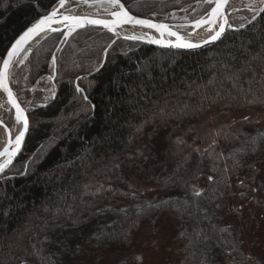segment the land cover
<instances>
[{"label":"trees","instance_id":"1","mask_svg":"<svg viewBox=\"0 0 264 264\" xmlns=\"http://www.w3.org/2000/svg\"><path fill=\"white\" fill-rule=\"evenodd\" d=\"M58 1L0 0V64ZM121 1L134 16L169 13V21L198 19L212 6ZM252 17L230 15L236 30L191 51L124 39L108 46L113 35L95 27L61 49L62 33L42 40L13 75L18 101H30L29 129L0 176V264H97L161 217L179 256L173 264H221L225 255L243 264L232 209L244 201L234 199L264 169V10ZM12 120L9 110L4 122ZM131 179L148 189L138 192ZM256 193L246 206L264 204Z\"/></svg>","mask_w":264,"mask_h":264},{"label":"water","instance_id":"2","mask_svg":"<svg viewBox=\"0 0 264 264\" xmlns=\"http://www.w3.org/2000/svg\"><path fill=\"white\" fill-rule=\"evenodd\" d=\"M69 1H76L77 5L73 6V8L77 7L78 5H84V6H94V5H98L101 3H111V0H63V6H61V0H59L54 6L53 8L45 15L40 16L38 19H36L32 24H30L14 41L13 43L10 45V47L8 48V50L6 51V53L4 54V57L1 61L0 64V91L4 92L7 100L10 104V107L13 111V119L15 122L17 121H21L22 123V127L20 129V131L17 133L16 136H19L20 133H23V136L20 140V144L18 149L16 148V142H15V137L13 138V140H9L7 139L6 142L4 143V145L0 148V164H5V161L7 160H11V163L16 159V157L18 156V154L20 153L27 133H28V129H29V120H28V114H27V106H23L17 99L16 97V93L14 91L13 85H10L9 81H8V74L10 71V68L13 67L14 70L17 66V62L20 60V58H22L23 56L29 54L42 40H44L46 37H48L49 35L53 34V33H62V37L59 41V45L57 48L62 47L66 41L70 38V36H72L74 33H76L78 30L82 29V28H86V27H95V28H99L105 31H108L110 33H112L114 35L113 39L111 40V42L108 44V46H110L111 44H113L116 40L118 39H126V40H130V41H138V42H145L148 43L154 47L157 48H164V49H173V50H178V51H191V50H197V49H201L207 46H211L214 45L215 43H217L218 41H220L222 39V37L224 36V34L226 33V31L228 29H234L233 26H231L229 20H228V15L230 12H228L226 14V12L228 11V6L231 0H222L223 3V7L221 9V15H217L215 17H211L209 14L211 13V10L213 7H215V3L212 2V0H204V3H209L212 4V8L205 14L203 15L201 18L195 20V21H190V22H175V23H170L166 21V16L161 19V20H153V19H145V18H138L133 16L129 11L128 8L119 0V4L123 5V9L125 12H127L128 16L132 18V20L127 21V22H123L126 20L125 17L121 16L119 18L115 17L112 15L113 12H119L120 9L119 7H117L115 10H113L112 12L109 13L108 17H104V16H98V15H84V14H76L72 12L73 8H69L66 9L64 8L66 6V4ZM113 5V4H112ZM264 9V5L262 6V8L259 9L258 13L256 14V16L263 11ZM53 11L56 12V16L53 18V22L45 24L43 31H37L36 33L32 34L27 41L21 46L19 53L17 55H14L13 57H11V61L10 64L7 68V70L5 71L4 69V65H3V61L5 59L8 58V52L11 50L13 44H15V42L29 29L34 27L41 19H43L44 17L48 16L50 13H52ZM255 16V17H256ZM64 17H77L80 18V20L82 21V26L77 27L76 23L74 20L72 19H68L65 20ZM89 20H102L105 21L106 23H108V25L110 27H105L103 24H90L88 23ZM136 20H146L148 21L150 24H164L167 25V28L169 31H173L177 33V30H183V29H187L190 31V34H192L193 32H196L197 30L203 28V29H211L216 23H219V29L217 31L220 30V26L223 25V32L221 33V35L219 36L218 39H216L215 41H212L210 37H208V39L202 41V42H196L193 44L198 45L195 48H177V47H173L171 46L172 44L176 43V42H170L168 40L165 39V37H171L167 35V32H165L164 36L161 37L160 32H158L155 28H151V27H147L141 24H136L135 21ZM198 20H205V21H211L210 23H202L201 25L197 26L196 25V21ZM115 21V23H113ZM136 27V28H141L142 32L141 35L137 37L136 39H131V37H135V36H130V35H125L121 33V30L126 28V27ZM153 33L155 35H153ZM215 35V34H214ZM144 37H147L148 39H144ZM159 39H163L165 41L164 44H160V43H154L153 40H159ZM105 57H106V53L104 55V59L103 62L101 64V66L99 67V69L102 67V65L105 62ZM53 65L55 67V62H53ZM98 69V70H99ZM13 75L14 72L12 74V79H13ZM6 76V79L4 78ZM5 87L11 92V98L8 95V92L5 91ZM78 89V88H77ZM10 99H14L16 104L19 105V108L22 112V115L20 117V119H17V110H16V106L14 104H12L10 102ZM27 121V128H25L24 125V121ZM0 124L2 125V128H4L6 131H8V129L10 128V126H7L3 121H0ZM7 148L8 153H14L13 155L9 156L7 154H5V149ZM7 164L2 171H0V175L3 174L6 169L10 166V164Z\"/></svg>","mask_w":264,"mask_h":264},{"label":"rangeland","instance_id":"3","mask_svg":"<svg viewBox=\"0 0 264 264\" xmlns=\"http://www.w3.org/2000/svg\"><path fill=\"white\" fill-rule=\"evenodd\" d=\"M260 3H263L262 0H232V5L240 4L243 7L229 14V16L239 11L247 10L252 13L253 17L251 19H253L258 13V10H252L246 6ZM76 5L77 2L71 4L69 1L65 8H73ZM116 8L111 4H100L99 8L85 9L83 13L85 15H99L109 13ZM181 21H185V19L181 18ZM27 55L20 58L18 61L19 65L25 61ZM12 84L14 87V81H12ZM12 122H14V119ZM261 157V163L264 166V155ZM256 181L258 184L254 185L257 186H254L252 181H245L242 184V188L240 189L242 193H239L238 200L234 199V202L244 201V203L232 209L234 220H237V222L235 221L236 229L239 228L238 238L242 243L243 252L246 254V259L243 264H264V212L262 211L264 204L255 203L251 208L245 204L248 194L252 189H255L258 198L261 197L264 200V190L262 191V187H264V169L262 166L256 173ZM130 182L138 192H143L148 189V186L138 179H131ZM259 186L260 192L258 191ZM38 214L40 213L38 212ZM26 229L24 228L21 232L14 234L11 240H16L18 235L22 236ZM171 238V225L164 217L156 220H146L125 243L114 247L111 251L105 252L97 264H173L179 256L170 252L169 245ZM231 260L232 258L230 256L225 255L222 258L221 264H231ZM93 262L91 260L84 264H93ZM19 264L31 263L22 261Z\"/></svg>","mask_w":264,"mask_h":264},{"label":"snow or ice","instance_id":"4","mask_svg":"<svg viewBox=\"0 0 264 264\" xmlns=\"http://www.w3.org/2000/svg\"><path fill=\"white\" fill-rule=\"evenodd\" d=\"M213 3H215V7L212 8L211 13L209 14L211 17H215L217 15H221V9L223 7V3L222 0H212ZM262 2H264V0H262ZM111 3L113 4L114 7H119L120 11L119 12H113L112 15L119 18L121 16L125 17L126 20L123 22H127L132 20L131 17L128 16L127 12L124 11L123 9V5L119 4V0H111ZM61 6H63V0H61ZM56 16V12L53 11L52 13H50L48 16L44 17L43 19H41L34 27L29 28L16 42L15 44H13L11 50L8 52V58L5 59L3 61V65H4V69L5 71L7 70L10 61H11V57H13L14 55H17L19 53V50L21 48V46L27 41V39L34 33H36L37 31H43L44 25L53 22V18ZM65 20L68 19H72L75 21L77 27L82 26V21L80 20V18L77 17H64ZM211 21H205V20H198L196 21V25L199 26L202 23H210ZM88 23L90 24H103L105 27H110L108 25V23H106L105 21L102 20H89ZM115 23V21L113 22ZM136 24H141L147 27H151V28H155L158 32H160L161 37L164 36L165 32H167L168 36L171 37H175L176 38V43L172 44L171 46L173 47H177V48H195L198 45L193 44V43H189L186 42L183 37H181L178 33L173 32V31H169L167 28V25L164 24H150L148 21L146 20H136L135 21ZM224 28L223 25L220 26V30L217 31L215 33V35L211 36V40L215 41L216 39L219 38V36L221 35V33L223 32ZM137 37H131V39H136ZM154 43H160V44H164L165 41L163 39H159V40H153ZM6 79V76L4 77ZM78 91L80 90L79 88L77 89ZM5 91L8 92L9 97L11 98V92L5 87ZM10 102L12 104H14L16 106V110H17V119L19 120L22 112L19 108V105L16 104L14 99H10ZM24 125L25 128H27V121H24ZM23 136V133H20L19 136L15 137V142H16V148L18 149L19 144H20V140ZM5 154L11 156L14 153H8L7 148L5 149ZM11 163V160H7L5 161V164H0V171L3 170V168L7 165Z\"/></svg>","mask_w":264,"mask_h":264},{"label":"bare ground","instance_id":"5","mask_svg":"<svg viewBox=\"0 0 264 264\" xmlns=\"http://www.w3.org/2000/svg\"><path fill=\"white\" fill-rule=\"evenodd\" d=\"M231 2V1H230ZM264 5V2L261 4H250L246 7H248L249 9L252 10H259L260 8H262V6ZM100 4L98 5H88V6H84V5H78L77 7L72 9L73 13L76 14H84V10L85 9H92V8H99ZM243 6H241L240 4H236V5H232L231 3H229L228 6V12L233 13L235 10L242 8ZM98 16H104V17H108V13H103V14H99ZM219 29V23H216L211 29H199L198 31L194 32L193 34H190V31L187 29H183V30H177V33L183 37V39L186 42L189 43H196V42H202L206 39H208V37L214 35L217 30ZM141 29L140 28H127V29H122L121 33L123 34H128V35H133L136 37L142 36L141 35ZM144 39L147 40L146 37L143 36ZM166 40L170 41V42H176V38L175 37H165ZM18 62H17V66L18 67ZM15 68V70H16ZM13 67L10 68L9 74H8V81L10 83V85L12 84V74L15 71ZM6 107V109H5ZM12 110L10 107V104L7 100V97L5 95L4 92L0 91V121L4 122V115L7 111ZM12 125L10 126V128L8 129V131H6L4 128H2V125L0 124V148L4 145V143L6 142L7 139L9 140H13V138L17 135V133L20 131L21 127H22V123L21 121H17V122H12Z\"/></svg>","mask_w":264,"mask_h":264}]
</instances>
